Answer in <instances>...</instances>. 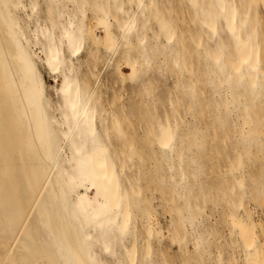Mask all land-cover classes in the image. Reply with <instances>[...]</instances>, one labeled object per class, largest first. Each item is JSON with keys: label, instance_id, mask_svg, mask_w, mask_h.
<instances>
[{"label": "bare ground", "instance_id": "obj_1", "mask_svg": "<svg viewBox=\"0 0 264 264\" xmlns=\"http://www.w3.org/2000/svg\"><path fill=\"white\" fill-rule=\"evenodd\" d=\"M206 1L208 3L205 6L195 7V17H198L202 26L200 37L202 32L203 35L206 34L205 45L201 44L204 38L202 41L199 38L196 42L200 50L203 46L205 51L197 50L199 54H196L199 56H195L207 62L211 70L208 73L215 86L232 90L243 85L247 88L246 95L249 99L260 101L257 93L264 83L261 77L263 49L253 30L254 24L251 25L253 21H247L249 5L238 3V0ZM127 2L134 4L133 7L126 8ZM261 2L264 6V0ZM155 5L154 0H43V3L41 0H0V264H155L150 238L155 234L157 237L161 235L157 222L151 224L149 220L147 236L144 235L147 242L143 248L140 245L141 259L137 258L140 253L137 244L140 243L136 242L138 229H135V222L138 217L136 218L135 207L143 197L140 198L142 190L139 181L133 183L128 178V172L136 160L149 161L152 166L148 171L153 177L162 182L168 181V170L170 181L175 182L174 187H182L183 181H186L184 179L188 177L187 168L184 167L187 158L184 162L182 154L192 143L202 147L205 139L199 134L195 141L188 135L194 142L187 147L186 142L189 141L184 139L186 137H181L180 133L185 126L180 129V123H176L173 116V121L170 115L169 119L162 117V121L156 114L159 118L154 116L146 124V149L140 147L139 143L140 148L137 147L136 139L134 140L136 134L132 135L136 128L131 120L133 115L129 117L132 112H127V117L122 111V115L112 113L110 118H105L104 115L109 111L98 103L101 98L97 88L99 78L97 77L95 84L90 81L89 74H86L89 72L83 71L86 62L82 56L89 48V56L97 57L99 50L96 48L103 46L104 67L108 70L116 54L125 50L124 53L127 52L128 56L125 64L131 70L127 79L138 81L141 74H147L156 65L158 55L171 51V47L167 46L176 37L174 27L156 15L161 30L154 33L156 47L150 46L148 33L152 29L151 17L146 12L155 10ZM88 15L95 21L93 25L86 21ZM249 27L250 30L245 31ZM101 29L105 34L102 39L97 34ZM219 32L225 33L227 40L220 38V35L216 36ZM215 36L219 39L215 45H210ZM160 37L165 39L166 45L158 46L157 40ZM181 46L184 47L181 53L185 57L187 47ZM161 47L168 49L164 51ZM133 48H136V54L130 56ZM174 53L170 55V63L176 71V68L185 65L190 73V82L183 88L190 89L191 99L195 101V104L192 102L193 106H198L204 97L202 90L199 95L196 92L200 85H195L203 80L194 76L196 67L192 65L195 67L193 71L191 60L181 59L179 51ZM120 66L121 64L117 67L121 68ZM42 70L55 81L52 88L55 99L47 94ZM115 74L121 79L124 77L120 69ZM149 88L146 86L145 90L152 92V87ZM225 98L216 104L217 122H212L213 119L209 121V124L215 123L214 126L222 129L218 131L228 128L227 109L231 103ZM233 99L235 98L232 97ZM207 108L211 107L203 108L199 105L198 112L195 110L196 115L199 113L201 118L206 111V115H210L211 110L208 111ZM199 120L197 121L200 123L202 120ZM185 123L187 122L184 121L183 124ZM250 127L246 132L241 130L242 139L247 143L255 139L256 144L261 147L259 154H262L264 128ZM191 129L187 128L186 132ZM224 136L227 137L225 134ZM224 141L223 144L229 138ZM202 148L204 150L205 146ZM238 151L239 153H232L233 159L238 162L234 161L229 166L231 173L233 169H237L239 160L251 155L249 149ZM193 157L188 158V163L195 161ZM189 175L191 182L197 183L200 172L197 174V171H191ZM237 178L234 181H238L239 186L242 185V178ZM237 192L238 190L235 193ZM239 201H236L237 205H240ZM142 202L141 200L143 205ZM189 202L186 204L191 208L190 205L193 203V206L195 202L190 205ZM149 215L148 213L147 217ZM231 218L240 229L247 261L254 256L253 260L249 259V263L256 264L259 251L255 245L254 222L247 219L242 223L234 216ZM189 220L192 221L191 218Z\"/></svg>", "mask_w": 264, "mask_h": 264}, {"label": "rangeland", "instance_id": "obj_2", "mask_svg": "<svg viewBox=\"0 0 264 264\" xmlns=\"http://www.w3.org/2000/svg\"><path fill=\"white\" fill-rule=\"evenodd\" d=\"M261 1L263 0H238V3H241L245 6L249 5L250 7V10L247 16L249 20L247 19V21L255 22V23L252 22L251 25L254 24L252 25V27H255L253 28V30L257 33V37L260 40L259 45H261L262 47L261 46L260 47L261 49H263L262 50L263 53L261 51V54H262L261 56L263 60V61L261 60L262 61L261 69L263 68L262 69L263 71L261 72V77L264 79V65H263L264 63V6L262 5L263 3ZM41 2L43 3V0H41ZM154 3L156 4L155 5L156 11L151 10L150 12L148 11L146 12L148 13L147 15L151 17L150 23H151L152 29L148 33V37H149L148 42L150 46L152 45L151 47H156L154 44V40H156L154 33H159L161 30L159 26L160 23L158 22L156 15H159L160 20H164L167 24L170 23L169 25L174 27L176 31V34H175L176 37L174 38V41L171 43V45L167 46V47L169 46L171 47V48L169 47L171 51H169L170 49L168 50L170 53L166 52L165 55H160V56L158 55L159 57L157 56V58L155 59L156 65L154 64L153 68L149 70L148 72L149 74L148 73L141 74L140 75L141 80L139 79L140 80V81L138 80L139 82L135 79L133 80L129 78L127 79L128 74L131 73L130 72L131 70L125 64L127 60L126 58H128L127 52L124 53L125 50H121L122 53L118 52L119 54L118 53L116 54L117 58L116 57L114 58L115 60H113L112 65L108 70L106 69V67H104L103 52L105 51V49L103 46L96 48L97 50H99L97 57L89 56V53H90L89 48L82 54L86 62V65L83 71L85 73L86 71L89 72L86 74H89L90 81L93 84H95V82L99 78V82H98L99 84H97V88H99L98 92L100 93L99 95L101 98H99L100 102L98 103H100V105H102L101 107H103L105 110L109 111L104 115L105 118L106 117L110 118L112 113H115V114L119 113L120 115H122V111H123L124 116H126L127 112L128 114L132 112L130 113V116L129 115L128 116L131 118L132 117L131 115H133V118H131V120H133L132 124L134 123L135 124L134 127L136 128L134 130V133H132V135L135 136L136 134V137L134 138V140L136 139L137 147H139L138 145L140 144V147H142L143 149H146L145 128L147 130L146 124L147 122L149 123V120L150 119L152 120L154 116L155 117L160 116L161 117L160 120H162V117L165 119L167 118L169 119V117L171 116L170 119L172 121L174 118V121H176V123H180V125L178 124L179 128L183 126L185 127L188 126L186 127V129L187 128L194 129V130L191 129L186 132L185 127H183V129L185 130H184V133H182L183 129L180 128L182 129L180 130L181 137H186L184 139L186 141H189V142H186L188 143L187 144L188 146L186 145L187 147H189V143L194 142L193 139L190 140L189 137L194 138L196 141L197 136L199 134L201 136L202 134V137L205 139V142L202 145V147L205 146L204 150L202 147L196 144H193V143L191 144L192 146L190 145V148L187 149L185 147L186 148L185 152L184 154H182L183 156L182 158H184L183 159L184 162L186 158L188 160V158L193 157L190 155H194L193 158L195 159V161L188 163L189 160L188 161L186 160L187 162L186 165L184 163V167L187 168V173H188L186 177L187 176L188 177L187 179H184L186 181H183L182 187H179V188L174 187L175 182L170 181L168 170H167L166 175L168 177L167 179L169 180L162 182L160 180H157L155 176L153 177L152 173L148 171L150 167L152 166L151 162L149 161L140 162L136 160L133 163V168L128 172V178H130L133 181V183H136V181H139L140 189L142 190V192L140 191V198L143 197L141 199L143 201L142 202L143 205L141 204V200H140V202H138V206L135 207L136 209L135 212L137 211L136 218L138 217L137 219L135 218L137 220V222H135L136 224L135 229L136 227L138 229V232L136 230V232L138 233V235L136 236L137 238L136 242L140 243V244L136 243L139 246L138 248L140 252L138 253L137 258L138 260L141 259L140 258L141 249L145 245V242H147L146 230L148 228V224H150V222L151 224L157 222V226L160 229L161 235L160 237L159 236L157 237L156 234L153 233L155 234V235H152V237L154 238L152 237L150 238L152 242L149 240L152 245L151 248L153 249V250L151 249L153 252L151 253L153 256L152 259H154L153 262L155 264H250L249 259L253 260L255 257L253 256L249 258L247 261V257L245 255L244 247L242 243L243 238H242V235H240L241 232L239 231L240 229L237 227L236 222L235 221L233 222L234 219L232 220L231 218L234 216L237 219V221H240V222L243 220L247 221V219L251 223L254 222L253 231H255L254 232L255 242H256L255 245H257L258 247L257 249L259 251L258 252L259 254L256 255V257L257 256L259 257L256 258L257 261L255 260L256 261L255 263L264 264V149L262 150L263 151L262 154H259L261 153V147H259L256 144L257 142L255 141V139L252 140L253 143L252 142L247 143L243 141L242 136H241L242 135L241 130L243 129L246 132L247 130H249L250 126H251L250 128H255L257 126H261L262 128H264V88H263L264 81H262L263 87H261L257 93L258 94L257 99L260 100L261 103L260 101L253 100L251 98L249 99V96L246 95L247 88L244 87L243 85H240L243 88L237 86L232 90L224 89L226 87H223V89H221L222 87L215 86L212 80V76H210L208 73L211 71L209 68V65L204 59L197 57L199 56L197 55L199 54L197 50L201 52L205 50H203V46H202L203 51L200 50V47H198V43L196 44V42H198L199 38H201V41L204 38L203 43L201 42V44H204V41L206 38L204 36H206V34L204 33L205 35H203V32H202L201 35L203 37L202 36L200 37V32H201L200 29L202 26H201L200 21L197 20L198 17H195L197 16L195 7L197 8L198 6H202V7L203 5L205 6L206 3H208L206 0H154ZM133 5L134 4H129V2H127L126 8L133 7ZM87 7L88 8L90 7L89 3ZM90 15H88V18L86 19V21L88 22V24L93 25L95 21ZM245 29H246L245 31L250 30V27L245 28ZM97 34L101 39L104 38L105 36L104 30L102 29L99 30ZM218 35H220V38L223 37L225 40H227V35L225 33L219 32L216 36ZM216 36L213 38V41H211L210 45L216 44L217 40L219 39V37H216ZM181 40L183 41V43ZM157 41H159L158 46L167 44L165 39L162 37H160ZM181 44L187 47L185 57L183 56V53H181L183 52L182 48H184L181 46ZM161 49L162 50L164 49L165 51L168 48L161 47ZM133 50L130 51V56H134L136 54L135 53L136 48H133ZM178 51L180 53L179 55L180 56L182 55L181 59L186 58L185 61L189 60V62L191 60V68H193V71H194V68L196 67L195 68L196 71L194 72V76L196 77V79L200 78L201 80H203L202 83L198 82L199 84L197 83L195 85L196 87L197 85L198 86L200 85L199 87H197L199 89L196 88L197 89L196 92L198 94L199 92H201L200 90H202V95L204 97L203 98L200 95L204 101L202 100L201 104L199 101V104H197L198 106L196 105L193 106V103L195 101L193 102V98L191 99L192 95H190L191 93L190 89L188 87L183 88V86H188L190 82V73L185 69V65L182 64L180 68H176L178 69L176 71L175 67L170 63L171 62L170 55L172 54V52L173 53L175 52L174 54H176ZM195 54L197 56H195ZM188 55L190 56V58ZM120 64H121L120 66L121 68H118ZM192 65H195V67ZM118 69H120V71L122 70L123 72L124 77L122 79L118 74H115L117 73ZM179 71L182 73V75ZM42 75L44 77L43 79L47 87V94H49L48 96L55 99L54 91L52 89L55 86V81L48 75L47 72H44V70H42ZM94 75H97V76L94 77ZM149 81L150 83H148ZM185 82H187L188 84ZM149 84H153V86ZM146 86L147 88H149L148 86H150V88L152 87V92L151 90H145ZM145 92H148L149 94ZM146 94H148L149 96ZM225 97H227V100L229 101L228 103H231L230 105H228V109H227V112L229 114L227 115L229 117V118L227 117V123H228L227 127L228 128L223 131H218L222 129L217 127V125L214 126L215 123H212V122H215V121L217 122L218 115L217 116L215 115V114H218L216 112L217 102H219L221 99L223 100L226 99ZM232 97H234L235 99L232 100ZM184 99H185V102H184ZM179 101L180 103H178ZM257 102H259L260 104H256ZM179 105L181 108H179ZM199 105L200 107L202 105L203 108L204 107L213 108L214 110L209 108L211 110L209 112L211 116L206 115V112H207L205 110L206 108L203 109L206 111L205 114L203 113L202 115L203 118L202 116L201 118L199 117V113H197L196 115V112H198L199 110L198 109ZM245 106L247 108H244ZM209 109L207 108L208 111ZM154 110H157L158 113L157 111L154 112ZM176 110L178 113L176 112ZM151 111L152 113H149ZM171 112L173 113V115ZM147 113L150 116H148ZM151 114H152V117H151ZM156 114H158V116ZM144 116H146L147 118L144 119ZM194 116L196 118L198 117V119H195ZM240 116H242L243 119L239 118ZM205 117L206 119H204ZM142 119L144 120L142 121ZM199 119L202 121H200ZM197 120H199L200 123ZM211 120H212L211 122L212 125L209 124V121ZM184 121L187 123L183 124ZM240 121H242L243 124H241ZM239 125H243L244 127L242 128V126H239ZM214 128L217 129L216 131L219 133V135L214 130ZM137 130H138V133H137ZM203 131H205V133ZM224 131L229 132L228 134L224 133L227 137L224 136L223 134ZM211 132L213 133L211 134ZM215 135H217L216 137H218L219 139L218 138L216 139ZM221 136H224V138H222ZM225 138H226V141L229 138V141L228 142L224 141ZM220 140H222V142ZM215 141L218 143L216 144ZM223 141L226 143L223 144ZM234 142H237V143L234 144ZM246 143L249 144L248 145L249 147L247 146ZM246 149H249L251 151L250 156H252L254 159H252V157L249 156L248 158L242 159V161L239 160L237 169H233L231 173V169L229 166L232 163H234V161L238 162L236 159H233L234 156L232 155V153L234 154L239 153L238 150H240L241 152V151H245ZM203 152H206V153L204 154ZM255 152L257 153L255 154ZM226 154L227 156L225 157ZM184 155L186 156L184 157ZM256 155H257V158L255 157ZM228 156H230L229 157L230 159L227 158ZM172 158L174 159V156ZM206 159H207V162H206ZM246 159H250V160H246ZM187 165L190 167H187ZM141 167H143V169ZM136 171H138V173ZM144 171H146V173H144ZM191 171H197V174L200 172V175H198L200 176L199 177L200 181L198 180L197 183L191 182L192 179L189 175L191 174ZM204 172H206L207 174ZM130 173H132V175L135 174V176L134 175L132 176ZM203 173L205 175H203ZM136 176L137 177L139 176V177L137 178ZM235 177H238L240 179L242 178L241 179L242 185L239 186L238 185L239 183H237L238 181L237 182L234 181ZM170 185H172L171 188H169ZM233 185L235 186V189ZM184 186L186 187L184 188ZM172 187L174 189H180V190L175 191L172 189ZM237 190L238 192L240 191L239 194L238 192L235 193ZM190 194H191V197H190ZM236 195L239 197H237ZM232 199H236V200H232ZM200 200L202 201V204L200 203L201 202ZM187 201L188 202L191 201L189 202V205L192 202H195V204L192 206L193 204L192 203L190 205L191 208H188L186 204ZM236 201L237 202L239 201L240 205H237ZM231 204L233 206L235 204L236 207L235 206L233 207ZM146 212L150 214L149 215L150 218L147 217L148 213ZM197 212H198V215H197ZM232 214L233 216H230ZM145 218H148V219H145ZM189 218H191L192 221H190ZM244 221L242 223H244ZM138 236H140V238H138ZM129 238L131 240V237H128V239ZM128 242L130 241L128 240ZM141 244H142V248L140 247ZM219 256H220V259H219Z\"/></svg>", "mask_w": 264, "mask_h": 264}]
</instances>
